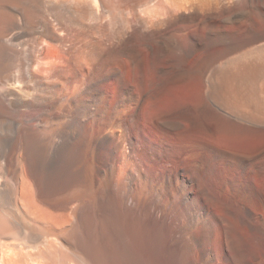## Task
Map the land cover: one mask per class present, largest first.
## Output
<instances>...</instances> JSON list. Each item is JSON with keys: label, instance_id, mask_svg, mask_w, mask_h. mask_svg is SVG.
<instances>
[{"label": "bare ground", "instance_id": "bare-ground-1", "mask_svg": "<svg viewBox=\"0 0 264 264\" xmlns=\"http://www.w3.org/2000/svg\"><path fill=\"white\" fill-rule=\"evenodd\" d=\"M0 264H264V0H0Z\"/></svg>", "mask_w": 264, "mask_h": 264}]
</instances>
